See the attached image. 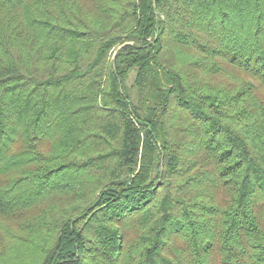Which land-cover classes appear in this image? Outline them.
<instances>
[{
    "label": "trees",
    "instance_id": "1",
    "mask_svg": "<svg viewBox=\"0 0 264 264\" xmlns=\"http://www.w3.org/2000/svg\"><path fill=\"white\" fill-rule=\"evenodd\" d=\"M254 82L264 0H0V264H264Z\"/></svg>",
    "mask_w": 264,
    "mask_h": 264
},
{
    "label": "rangeland",
    "instance_id": "2",
    "mask_svg": "<svg viewBox=\"0 0 264 264\" xmlns=\"http://www.w3.org/2000/svg\"><path fill=\"white\" fill-rule=\"evenodd\" d=\"M113 56H114V54H111L110 59H113ZM222 64H223V66L227 67L226 64H224V63H222ZM191 72H194L193 74L198 80L203 79V80L209 81L212 84L225 85L228 87L235 86V84L237 83V78H242V79L243 78H245V79L249 78L248 76L246 77L242 72H237V70H235V69H228V67H227V73L204 74L199 69H194V68L191 69ZM134 77H135V71L131 70L125 79V86L127 89H130L132 91V94L134 93V90L132 88ZM254 84L258 85V83H256V82H254ZM256 93L264 99V88H262L258 85L256 88ZM46 148L47 147L45 145L44 149H46ZM220 193L222 194L221 197L224 198L225 194H223L222 192H220ZM62 202H64V200L61 201V204H62ZM0 220L2 222H4V219L2 217H0ZM262 226L264 228V222H262ZM137 235H138V231L135 228H128V229L124 230V238L125 239L135 240L137 238ZM1 237H2V234L0 233V248L2 246V241L4 240V239L1 240ZM5 241L9 242L7 240V238ZM214 257H215V262H218L219 261V255H218L217 250L214 251Z\"/></svg>",
    "mask_w": 264,
    "mask_h": 264
}]
</instances>
